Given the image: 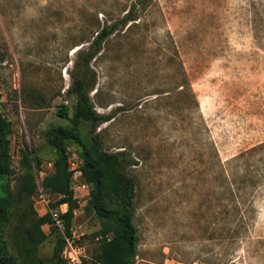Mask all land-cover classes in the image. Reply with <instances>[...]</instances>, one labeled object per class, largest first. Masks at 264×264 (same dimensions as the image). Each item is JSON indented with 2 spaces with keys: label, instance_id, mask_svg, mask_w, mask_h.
<instances>
[{
  "label": "rangeland",
  "instance_id": "obj_1",
  "mask_svg": "<svg viewBox=\"0 0 264 264\" xmlns=\"http://www.w3.org/2000/svg\"><path fill=\"white\" fill-rule=\"evenodd\" d=\"M134 4L136 21L121 23L91 64V101L111 119L96 129L83 122L69 142L72 231L87 244L84 264H99L103 242L80 155L93 140L131 155L135 264H264V0H0V113L13 124L14 169L0 178V199L33 174L36 215L61 213V196L39 197L56 170L48 134L72 126L77 98L68 90L80 51ZM241 156L240 177L256 178L240 198L251 222H239L226 187ZM27 226L17 201L4 231L14 256ZM43 230L38 257L53 264L60 232L53 219Z\"/></svg>",
  "mask_w": 264,
  "mask_h": 264
},
{
  "label": "trees",
  "instance_id": "obj_2",
  "mask_svg": "<svg viewBox=\"0 0 264 264\" xmlns=\"http://www.w3.org/2000/svg\"><path fill=\"white\" fill-rule=\"evenodd\" d=\"M137 4L125 14L122 20L112 24L106 23L101 27L90 45L89 49L80 51L78 55L79 76H75L68 94L77 98L76 112L70 128L58 127L48 134L49 143L56 149L55 173L44 178L42 185L50 194H56L62 198L54 207L63 204L68 205L67 212L63 215L66 220L69 233L74 219V211L78 200L72 187L73 172L70 170L69 142L77 140L80 126L83 122L92 123L94 129L99 124L109 121L111 118L102 116L95 110L90 98V91L94 80L91 78V64L95 57L102 51L103 44L117 31L121 23L136 21ZM5 61L0 52V64ZM61 117L67 115V109L63 108ZM13 124L0 113V178L14 175L12 167L11 141ZM80 155L84 160L82 167L84 180L92 186L88 208L92 210L96 219L101 222L102 247L99 256V264H135L138 256L139 231L135 224L134 199L135 183L126 175L125 164L133 165L131 155L126 151L109 153L102 150L99 143L93 140L91 143H82ZM242 156L233 160L226 170L227 189L230 194V202L233 210L236 209V219L239 222H251L252 217L242 212L240 198L250 194L251 188L256 186V178L239 175L237 166ZM24 159L29 162V157L24 153ZM19 193L7 194L0 199V264H43L38 257L39 246L47 239L43 227L50 224V214L37 216L34 210L33 197L37 185L33 174L24 180ZM252 191V190H251ZM20 201L24 208V219L28 226L22 231L21 246L18 247L20 256H14L8 249L4 239V231L11 220V208L15 202ZM235 208V209H234ZM64 238L61 234L57 237L53 264H67L62 253Z\"/></svg>",
  "mask_w": 264,
  "mask_h": 264
},
{
  "label": "built area",
  "instance_id": "obj_3",
  "mask_svg": "<svg viewBox=\"0 0 264 264\" xmlns=\"http://www.w3.org/2000/svg\"><path fill=\"white\" fill-rule=\"evenodd\" d=\"M39 193V197L44 203H48L50 201L51 195L45 189L41 188ZM65 213H52L54 225L64 238V249L62 255L67 261V264H84L88 253L87 244L72 231V228L69 233L67 232L66 220L63 217Z\"/></svg>",
  "mask_w": 264,
  "mask_h": 264
},
{
  "label": "crops",
  "instance_id": "obj_4",
  "mask_svg": "<svg viewBox=\"0 0 264 264\" xmlns=\"http://www.w3.org/2000/svg\"><path fill=\"white\" fill-rule=\"evenodd\" d=\"M60 210H61L62 213L67 212V210H68V205H67V204H63V205H61V206H60Z\"/></svg>",
  "mask_w": 264,
  "mask_h": 264
},
{
  "label": "bare ground",
  "instance_id": "obj_5",
  "mask_svg": "<svg viewBox=\"0 0 264 264\" xmlns=\"http://www.w3.org/2000/svg\"><path fill=\"white\" fill-rule=\"evenodd\" d=\"M75 51H77V50H75Z\"/></svg>",
  "mask_w": 264,
  "mask_h": 264
}]
</instances>
